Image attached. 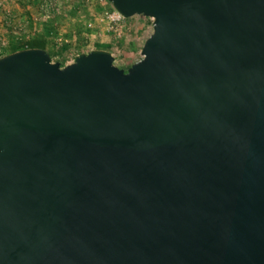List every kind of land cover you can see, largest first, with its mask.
<instances>
[{"label":"water","instance_id":"obj_1","mask_svg":"<svg viewBox=\"0 0 264 264\" xmlns=\"http://www.w3.org/2000/svg\"><path fill=\"white\" fill-rule=\"evenodd\" d=\"M108 1L126 70L0 56V264H264V0Z\"/></svg>","mask_w":264,"mask_h":264},{"label":"rangeland","instance_id":"obj_2","mask_svg":"<svg viewBox=\"0 0 264 264\" xmlns=\"http://www.w3.org/2000/svg\"><path fill=\"white\" fill-rule=\"evenodd\" d=\"M34 1V3L29 1L33 16L31 23L14 19L12 9H17L18 0L2 1L0 36L5 40V46H8L15 42L16 36L29 35L36 28L50 27L57 33L56 42L58 44L66 37L71 42L70 49L61 65L72 62L76 55L88 52L96 46H108L109 51L115 54L114 64L126 69L142 57V45L153 30L152 17L143 14H133L117 21L110 20L107 15L115 9L108 0H56L59 6L58 11L48 21L38 19L41 0ZM69 10L70 14L65 16L64 12H69ZM6 12L11 17V25H7L3 20ZM17 23L24 24V31L20 33L21 35H15L12 32V26ZM8 30L9 36L6 35ZM75 31H79V35L75 34ZM75 36L79 38L77 41ZM57 59L60 57L53 54L51 60L56 61Z\"/></svg>","mask_w":264,"mask_h":264},{"label":"trees","instance_id":"obj_3","mask_svg":"<svg viewBox=\"0 0 264 264\" xmlns=\"http://www.w3.org/2000/svg\"><path fill=\"white\" fill-rule=\"evenodd\" d=\"M68 14H70V10L69 12H64L65 16H68ZM56 34L57 33L53 29L47 27L45 30L41 28L38 31H33L28 36H16L15 42L12 44H9L8 46L0 45V56L24 48L37 47L46 50L50 57H52L53 54L59 56L60 59L57 60H60L59 62L63 64L62 61L65 59L67 51L70 49L71 42L69 41V38L66 37L60 44H58L56 42ZM78 39L79 38L75 36V40L77 41ZM105 47L109 48L108 46Z\"/></svg>","mask_w":264,"mask_h":264},{"label":"built area","instance_id":"obj_4","mask_svg":"<svg viewBox=\"0 0 264 264\" xmlns=\"http://www.w3.org/2000/svg\"><path fill=\"white\" fill-rule=\"evenodd\" d=\"M2 1L4 0H0V5L2 4ZM58 4L56 3V0H41L40 2V13H39V17L38 19H40L41 21H48L51 18H53L55 12L58 11ZM107 17H109L110 20L112 21H117L123 18V16L117 12L116 10L112 11V13H109L107 15ZM3 20L7 25H11V17L8 14V12H6V14H4L3 16ZM22 31H24V24H20L17 23L15 25L12 26V32L15 35H19ZM6 42L3 38H1L0 36V45L1 46H5ZM112 56H113V62L115 61V54H113L111 52Z\"/></svg>","mask_w":264,"mask_h":264},{"label":"crops","instance_id":"obj_5","mask_svg":"<svg viewBox=\"0 0 264 264\" xmlns=\"http://www.w3.org/2000/svg\"><path fill=\"white\" fill-rule=\"evenodd\" d=\"M29 1H30V3L35 2L34 0H18V3H16L17 9H14V8L12 9L13 10L12 15H13L15 20H17V19L26 20L25 22L31 23V21L33 20V16H32V10H31L32 7H31V4L29 3ZM12 5L14 6V4H12ZM14 10H16V11H14ZM17 13L19 15H16ZM38 30H40V28L39 29L36 28V30H34V31H38ZM43 30H45V29H43ZM32 32L33 31H31V33ZM75 34L79 35V31H75ZM6 35H8V36L10 35L9 30H8V33ZM26 36H28V35H26ZM95 48H101V49L109 50V48H106L105 46H96Z\"/></svg>","mask_w":264,"mask_h":264},{"label":"bare ground","instance_id":"obj_6","mask_svg":"<svg viewBox=\"0 0 264 264\" xmlns=\"http://www.w3.org/2000/svg\"><path fill=\"white\" fill-rule=\"evenodd\" d=\"M151 17V16H150Z\"/></svg>","mask_w":264,"mask_h":264}]
</instances>
